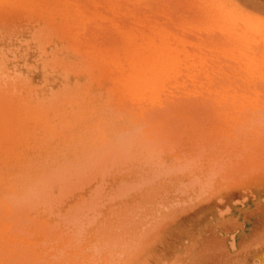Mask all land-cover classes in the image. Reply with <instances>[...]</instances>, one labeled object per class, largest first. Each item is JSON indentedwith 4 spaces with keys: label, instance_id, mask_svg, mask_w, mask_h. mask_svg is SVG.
<instances>
[{
    "label": "rangeland",
    "instance_id": "374dc122",
    "mask_svg": "<svg viewBox=\"0 0 264 264\" xmlns=\"http://www.w3.org/2000/svg\"><path fill=\"white\" fill-rule=\"evenodd\" d=\"M67 1L71 2L69 6L66 5ZM105 1L107 2L105 3ZM121 2L119 3V0H5L0 3V13L7 12L10 7L25 10V13L19 19L2 20L0 18V96L1 99L5 98L4 101L0 99V264H21V262L29 264L26 260H30V264H34V262L35 264H111V259L114 260V264L118 263L117 250H113L112 246L114 245H111L112 242L110 240L115 238L114 233L117 236L116 232L120 224V221L117 220L122 218L120 215H126L127 209L129 208V211L133 208L131 200L128 205H124L126 187H134L139 179L137 181V178H134V174H137V172H134L130 174V178L123 181L122 186H126L125 188L123 187L124 190H121L122 187L119 188L121 185L119 186L118 182L120 183V181L116 183L117 186L113 190H110L107 185H104L103 178L106 175L108 176L111 169L117 170L119 168L121 170L135 166L138 145L143 144L145 150L148 149L149 139L147 133L151 122L149 123V120H146L148 116H144L132 124L113 127L111 123L101 121L106 113H111L115 117L122 111L135 109L136 105H141L142 103L139 102L136 92L133 95L131 92L124 93L123 91L119 99L114 95L110 99L106 98L99 102L96 100L99 95L95 94L98 92V84L106 83L109 77L117 80L119 88L126 87L129 81L128 75L120 76L115 72L117 70L125 71L123 62L128 55H138V60H143L144 62H149L153 56L179 55L183 58V61L179 63L177 73L172 76L177 75L180 80L193 78V81H195L194 78H197L196 81L203 82L206 87L205 73L210 74L219 71L229 74L234 72L238 65L243 68L244 64L234 62L233 57L264 55V0H213L215 2L211 1L213 4L219 5L217 11L219 14L217 19L211 21L212 25L204 24L197 16H190L183 22L173 23L172 26H166L165 24L163 26V23L157 22L156 26L160 28L159 30H162L166 37H159L156 40L145 41L144 43L136 40L134 35H130L131 31H128L130 28L128 26L129 21L130 26L134 25L135 22V13L130 10L132 8V5H130L132 0H121ZM114 3L115 8L110 9V7L113 8ZM102 4L108 5L109 8ZM100 6L103 7L102 10ZM105 8H107L108 12ZM103 10H105L106 14L103 13ZM112 10H115L120 15L114 13L115 15L113 14L114 17L112 18ZM30 14L31 16H29ZM48 16L50 17L49 19L47 18ZM117 16L118 19H116L119 21L121 18L120 20H123V22L112 21ZM121 16H124V18ZM43 20L45 21L43 22ZM213 27L224 33L223 39L205 37L202 31L204 29L211 30ZM194 29L198 33H193ZM188 33H192V36ZM206 59L210 60L211 63ZM91 63H95V66L91 67ZM152 64L154 62L146 64V68L149 69ZM199 74L200 76H198ZM201 76L202 78H200ZM234 76L229 77L219 74L221 82H219L220 79H216L217 85H211L210 90L214 89V91L224 93L228 87L233 88V83L238 81L236 75ZM198 85L201 86L200 84ZM11 86H13V90ZM20 86H23V88L25 86L27 89H24L28 91H25L22 87V89L19 88ZM14 88L16 90L21 89L17 92L20 95L19 97L18 95L16 96L17 93H14ZM9 89L12 90V93ZM13 93L15 96H13ZM12 99L15 101H12ZM247 101L250 102L249 99ZM18 109H20L21 113ZM119 110L120 112H118ZM18 111L20 114H17ZM141 120L146 124L144 125L145 127L142 126L143 128H141V125H143ZM134 124L135 126L140 124L139 128L137 127V130L139 129L137 132L136 127L133 128ZM108 129L110 133L112 132V135L105 136L104 132ZM134 131L137 137L133 134ZM140 134L145 136L143 137L145 140L142 139L138 142ZM102 145L104 150H101L103 148ZM105 149L106 155L105 153L104 157L102 155L104 159L102 160L100 157ZM91 151L93 155L94 153L96 154L88 156V153L92 154ZM110 151L113 153L112 161L110 160V163L108 162L106 165H101L100 161L104 163L105 156ZM98 153H101L100 156ZM97 159H99V162ZM88 160L91 161L88 162ZM95 163L98 165L94 166ZM110 164H112V167L109 166ZM99 165L100 168L98 170L97 167ZM87 166L89 168L91 166V168L90 170L86 168V171L85 167ZM80 171L83 174V178L87 172H89V175L93 173L91 174L93 176H90L94 179L93 181L89 179L91 187L87 189V194L83 197L84 201L69 204L65 199V191L68 188L70 190L76 188V185L74 184V186L72 183H80L82 176L80 175V179L77 176ZM64 174L68 175V177ZM52 175L54 176L52 177ZM60 175L67 179L71 177V179H66L65 183L63 179L59 178ZM73 175L75 176L73 177ZM87 175L85 176L86 179ZM41 179L42 182L40 181ZM75 179H78V182ZM126 181L128 186L125 184ZM61 182L65 183L63 185L67 188L66 190L62 187ZM41 183H47V187ZM52 183L55 185L54 187L53 185L50 186ZM131 184L135 185L132 186ZM31 185H33V188L34 186L37 188L35 187L33 190ZM69 185L72 186L70 187ZM97 185L99 191L103 190V192H99L101 196H98ZM56 187L60 191L53 190L54 193H52V189H56ZM30 188L33 191H29ZM48 188H52L50 189L51 191ZM40 189L44 190L45 193L40 191L42 194L36 191ZM61 189L64 190L62 191ZM119 189L122 195L120 194L121 197L118 195V198H116L115 195L118 194ZM130 190L129 193L133 192L134 188ZM23 191L24 193L22 194ZM28 192L32 193L33 198L30 195L28 196ZM55 192H61L62 194L57 195ZM50 193H52L53 197ZM14 194L16 195L14 196ZM41 194L46 195L43 197ZM54 194L57 196L61 195L62 198L60 196V198L56 197ZM34 195L36 196L34 197ZM95 195L99 199H96ZM109 195H114L111 198L115 200L113 204L115 207L117 205V211H119L120 215L115 211L109 217L103 210L104 206L106 207L109 204ZM24 197L25 200L23 201ZM52 198L54 199L52 200ZM21 201L26 203L24 204L26 207L27 205L29 206L27 207L28 209H23L24 206ZM47 201L48 203L46 204ZM30 202L34 203L32 207ZM83 203L85 204L83 205ZM13 204H15V207ZM63 204H66V206H63ZM118 204L121 206L120 209H118ZM78 207L80 209L83 207L80 210L82 217L78 215ZM84 207L89 208L85 209ZM74 209L78 211L77 215L76 211L74 213ZM121 209L122 211H120ZM37 211L44 213L41 219L35 218ZM130 212L128 215H130ZM94 214H98V217H94L95 219L93 218ZM86 215L90 218L88 219ZM65 216L71 220L73 219V223L69 220L67 222ZM71 216H80L77 217L80 220L78 221L77 218V220H74L75 218ZM83 216L85 217L83 218ZM91 218L94 221H91ZM88 220L93 223L90 224ZM110 220H113V223L112 221L109 222ZM103 221H105L103 224L105 229L104 227L101 228ZM66 222L70 224L67 225ZM111 224L113 229H115L114 231L111 228ZM53 226L54 228L52 229ZM80 226L83 232H81ZM20 228L23 229L22 232L24 231V233L26 231L33 232V235L29 232L28 234L27 232L22 234L21 230H19ZM107 228H109L108 231L111 230L109 234L105 232ZM18 230L21 234L17 232ZM102 230L105 231L102 232ZM9 231H11V234ZM103 233L111 236H109L110 239L108 238L110 244L103 245L105 241L103 238L107 237L106 235L101 237ZM115 239L117 240V238ZM16 241H20V243ZM41 242L45 244H41ZM114 243L117 244V241ZM115 247L117 249V245ZM59 249L63 250L61 256L59 255L61 252ZM112 252L115 253L112 254ZM21 253L26 258L24 256L21 257ZM15 256L17 258L20 256L21 259H17ZM111 256L113 257L111 258ZM108 257L111 259H108ZM9 259L15 262L12 261V263ZM31 259H33V262ZM107 259L111 263H108ZM254 264H264V257L261 260L259 259L258 262L254 261Z\"/></svg>",
    "mask_w": 264,
    "mask_h": 264
},
{
    "label": "bare ground",
    "instance_id": "6f19581e",
    "mask_svg": "<svg viewBox=\"0 0 264 264\" xmlns=\"http://www.w3.org/2000/svg\"><path fill=\"white\" fill-rule=\"evenodd\" d=\"M4 1L5 0H0V3ZM211 1L213 2V0H132V2H130V5H132L130 10L135 13V22L134 25L130 26L129 21L128 26L130 28L128 31H131L130 35H134L136 40H140L139 42L144 43L145 41L147 42L156 40L159 37H166L162 30H159L160 28L156 26L157 22L163 23V26H172V24L175 22H183L190 16H197L201 21L204 22V24L209 25L211 24L212 20L218 18L219 14V12H217L219 5L213 4L215 2L212 3ZM106 2L107 1H105V3ZM70 3L71 2L67 1L66 5L69 6ZM119 3H122L121 0H119ZM100 7L102 10L103 7ZM114 8L115 3L113 8L110 7V9ZM106 9L107 8H105V10ZM105 10H103V13H105ZM112 12V14H109L113 15L114 13H118H116L115 10H112ZM24 13V9L10 7L7 12L0 13V18L2 20L19 19ZM29 16H31V14ZM118 16L115 17V19H112V21L117 20ZM124 16L121 17L124 18ZM47 18L49 19L50 17L48 16ZM120 19L119 21L117 20V22H123V20L121 21ZM44 21L45 20H43V22ZM122 30L124 29L122 28ZM194 30L195 31H193V33H198L196 29ZM202 32L206 38L215 37L217 39H221L224 34L219 31L218 28L214 27L211 30L204 29ZM188 34H191L192 36V33ZM182 35L187 36L185 34ZM193 38H195V36H193ZM137 56L138 55H128L127 59L123 62V68L125 71L117 70L115 72L120 76L128 75L129 81L125 88H119L117 85V80L109 77L106 83L103 82L98 84V92L96 94L94 93L97 96L99 95L97 99L95 98L99 102L106 98L110 99L114 95L119 99L123 91L124 93L131 92L133 95H135L136 92L139 102L142 103L141 105H136L135 109L124 112L122 111V113L115 117L112 116L111 113H106L101 121L111 123L113 127H116L118 125L122 126L126 124H132L133 122H137L142 119V117L148 116L149 119L147 118L146 120H149V123L151 122L148 133L146 132L149 139L148 149H146L147 151L145 150L142 142V145H138L135 166L127 167L121 170L119 168H117V170L111 169L108 176L106 175L103 178L104 185H107L110 190H113L114 187L117 186L116 183L118 181L121 183L120 184L118 182L119 186L121 185L119 188L122 187L121 190L123 187L125 188V185L122 186L124 183L123 181L130 178V174L134 172H137L136 175L134 174V178H137V181L139 179L137 185H135L136 183L131 184L132 186L135 185L132 187L134 188L133 192L129 193V191H131L130 189H132L130 187H126L127 190L129 188L130 189L128 191L126 190L125 193L123 192L125 194L124 205H128L130 200L133 203V208L130 209L132 210V213L130 210L128 211V208L126 215H120L119 211H117V205L115 207L113 204V201L115 200L111 198V196L114 195H109V204L103 208L109 217L111 213L115 211L118 212H116L117 214L122 216L121 220H117L120 221L119 227L117 225L118 230L117 232L115 231L117 236L115 233L113 234L117 240L115 238L110 240L112 242L111 245H114L112 246L113 250H117V264H254V261L258 262L259 259L261 260L262 257H264V55H252L251 57L241 58L233 57L234 62L244 64L243 68L241 65H238L235 71L230 72L229 74L219 71H216L215 73L212 72L210 74L205 73L204 76L207 80L205 82L207 87L203 82H197V78H194L195 81H193V78L180 80L179 76H172L173 74L177 73L179 63L183 61V58H181L179 55L153 56L149 62L138 60ZM151 62H154V64H152L151 67L147 69L146 64H151ZM208 62H210V60H208ZM90 66L94 67L95 63H91ZM200 74L198 76H200ZM219 74L229 77L236 75V79L238 81L233 83V88L228 87L224 93L221 91H214V89L210 90L211 85H217L218 82L215 81L216 79H220L219 82H221ZM200 78H202V76ZM223 79L227 80L226 78ZM11 87L13 90V86ZM21 87L23 88V86H20L19 88ZM24 88L26 87L24 86ZM12 90H10V92ZM20 90H16L14 88V93H17ZM7 92L9 93L8 90ZM14 93L13 96H15ZM17 95L18 97L20 96L18 93L16 96ZM245 96L247 97L244 98ZM247 99H249L250 102H248ZM13 100L14 99H12V101ZM18 110L20 111V109ZM19 111L17 114L21 113V111L20 113ZM118 112H120V110ZM139 125L135 126L134 124L133 126V128L136 127V132L139 130H137ZM144 125L146 124L143 122L141 128L145 127ZM130 128L133 130L132 127ZM110 134L112 135V132L110 133L109 129L104 132L105 136H110ZM133 134H135V131ZM140 135L138 142H140L143 137H145L144 135ZM133 137H131V139H133ZM135 137H137V135ZM122 139L124 140L123 137ZM104 146L101 150H104ZM105 147H107V145ZM111 152L112 151H110V153L105 156L106 159L104 163L103 161H100L101 165H106L108 162L110 163L113 154ZM104 153L106 155V149L102 152V154L100 153V158H102V155L104 157ZM95 154L96 153H94V155ZM89 155L94 156L93 152L92 154L88 153V156ZM92 160L96 161L94 159ZM98 160L99 159H97V161ZM102 160L104 159L102 158ZM89 161L91 160H88V162ZM92 163L90 164L93 166ZM96 165L98 164L95 163L94 166ZM111 165L112 164L109 166ZM120 165L122 167L121 161ZM80 167L82 166L80 165ZM86 168L90 170L91 166L90 168L88 166L85 167V169ZM99 168L100 165L97 167V169L99 170ZM48 172L52 173L51 171ZM63 173L65 172L63 171ZM81 173V171L77 173L79 179L81 178L80 175H83ZM88 173L89 172H87V174ZM91 174L93 173H90V175ZM61 175L59 178L63 179L66 183V177H68V175L66 176L64 174L66 177H61ZM86 175H84V178L82 176L79 181L80 183L78 184H76L74 181H71L74 182L72 185H76H74L76 188H72L71 190L69 188L68 190L66 187H64L63 184L65 183L61 182L63 186L61 184L60 186L64 187L65 190L67 189V191H65L66 195L64 193L62 196H66L65 199L69 204H76L78 201H82L83 197L87 194V189L91 187L89 179H92L91 176L93 175L90 176L88 174L87 179L85 177ZM53 176L54 175H52V177ZM56 176L58 177V175ZM74 176L75 175H73V177ZM75 180L77 181L78 179ZM40 181L42 182V179ZM46 184L44 185L46 186ZM125 184L127 185V181ZM33 185H31L32 188ZM52 185L53 183L50 186ZM72 185L69 186L71 187ZM54 186L55 185H53V187ZM35 187L36 186H34L33 190ZM58 187H56V189L50 188L52 189V193H54L53 190H58ZM50 189L49 191H51ZM64 189L61 190L63 191ZM31 190L32 189L30 188L29 191ZM97 190L98 196H101L99 192H103V190L99 191V187ZM121 190L119 189L118 194L116 193V198H118V195L121 197ZM36 191L44 192L42 189ZM58 191H60V189ZM23 193L24 191L22 194ZM52 193L50 194L52 195ZM60 193L58 192L57 195ZM31 194V192H28V196L30 195L32 197ZM15 195L16 194H14V196ZM45 195L46 194L42 196L44 197ZM54 195L56 197H61V195ZM35 196L36 195H34V197ZM96 196L97 195H95V198L99 199ZM53 199L54 198H52V200ZM24 200L25 197L23 198V201ZM17 201L19 200L17 199ZM13 202L15 203V201ZM22 203L21 204L25 207H23V209H28L27 207L29 206L27 205L26 207L24 205L26 203ZM47 203L48 201L46 204ZM21 204H19V206H21ZM30 204L32 207V204L34 203L30 202ZM84 204L85 203H83V205ZM13 205L15 207V204ZM63 206H66V204H63ZM120 207L121 206H119L118 209H120ZM82 208H79L78 213V215H81V217L82 214L80 213V210H82ZM84 208L86 209L89 207ZM75 211L76 210L74 209V213ZM120 211H122V209ZM14 212L12 214H14ZM77 212L78 211H76V215ZM123 212L125 213V211ZM129 212L130 215H128ZM43 214V212L37 211L35 218L41 219ZM95 215L96 214H94L93 218L98 217V214L96 216ZM77 217L72 218H75L74 220L78 219L79 221L80 219ZM84 217L85 216H83V218ZM86 217H88V219L90 218L87 215ZM94 219L91 221H94ZM66 220L67 222L68 220L72 222L73 219L71 220L67 218ZM88 221L90 222V220ZM111 221L113 223V220H110L109 222ZM104 222L105 221H103L101 224V228L104 227ZM91 223L93 222H90V224ZM69 224L70 223H67V225ZM75 224H77V222H75ZM108 226L110 227L109 224ZM53 228L54 226L52 229ZM111 228L113 231L115 230L113 229L112 224ZM108 229L109 228H107L106 231L104 230L107 234H109L111 231H108ZM19 230H21L22 234L24 233V231L22 232L23 229L20 228ZM19 230L17 231L18 233H20ZM104 231L102 230V232ZM10 232L11 231H9V233ZM26 232L27 234L28 232L31 233L30 231ZM81 232H83V230ZM32 233L31 235H33ZM106 233L101 235V237H105V235L107 236L106 238H103V240H105L103 245L110 244L108 240L111 236L107 235ZM27 237L29 236L27 235ZM114 240L117 241V244L114 243ZM16 242L20 243V241ZM102 242L100 243L102 244ZM41 244L45 243L41 242ZM115 244L117 245V249ZM60 251L61 252L59 255L61 256L63 250ZM113 253L115 252H112V254ZM17 256L15 257L17 258ZM22 256L25 257V255L21 253V257ZM112 257L113 256H111V258ZM111 258L108 257V259ZM32 260L33 259H31V261ZM22 261L24 260L22 259ZM26 261L30 264V260ZM113 261L114 260L111 259V262L114 264ZM111 262L109 261L108 263ZM21 264L23 263L21 262Z\"/></svg>",
    "mask_w": 264,
    "mask_h": 264
}]
</instances>
